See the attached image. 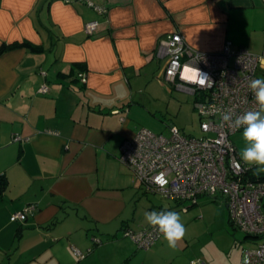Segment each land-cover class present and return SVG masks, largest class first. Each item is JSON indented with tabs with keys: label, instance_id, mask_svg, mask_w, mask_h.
<instances>
[{
	"label": "crops",
	"instance_id": "crops-1",
	"mask_svg": "<svg viewBox=\"0 0 264 264\" xmlns=\"http://www.w3.org/2000/svg\"><path fill=\"white\" fill-rule=\"evenodd\" d=\"M68 1L0 0V47L16 45L0 54V176L8 181L0 199V264H241L258 240L227 229L215 249L194 238L181 259L165 252L166 243L157 245L162 238L137 250L122 235L149 226L137 219L136 202L161 208L139 197L145 190L118 157L144 119L132 85L156 65L163 75L158 41L179 34L202 53H219L228 41L261 54L264 0H91L104 15ZM91 21L98 27L88 37ZM256 76L264 79V64ZM44 83L48 92L41 94ZM13 135L24 140L14 143ZM234 137L240 157L245 139ZM29 205L36 208L31 216L10 222ZM72 248L92 251L79 260Z\"/></svg>",
	"mask_w": 264,
	"mask_h": 264
},
{
	"label": "built area",
	"instance_id": "built-area-1",
	"mask_svg": "<svg viewBox=\"0 0 264 264\" xmlns=\"http://www.w3.org/2000/svg\"><path fill=\"white\" fill-rule=\"evenodd\" d=\"M78 1L99 15L106 14L104 7L94 5L91 0ZM97 27V22H88L84 33L91 37ZM154 54L157 60L166 61L163 81L192 96L202 135L189 137L175 126H170L165 135L140 129L122 142L120 164L146 193H158L179 204L189 202L191 206L201 197L223 202L230 225L258 240L254 248L244 251L241 264H264V176L256 175L253 167L241 160L231 142L232 135L244 130V126L237 128L234 121L249 111L261 110L250 85L259 79L256 70L264 52L256 55L244 48L235 49L227 41L219 53H202L188 47L179 34H174L159 40ZM196 68L212 82L202 84L198 72L193 75ZM40 75L45 78L46 72L40 71ZM78 80L86 84L84 74H78ZM47 92L44 83L39 93ZM225 113L230 116L228 122L222 119ZM23 140L19 135L11 138L14 143ZM35 209L33 205L26 206L9 220L22 223ZM161 212L168 211L157 213ZM122 235L137 250L145 251L164 237L151 225L139 231L125 228ZM93 242L99 244L100 240L95 238ZM72 251L79 260L90 253V250L82 253L75 248Z\"/></svg>",
	"mask_w": 264,
	"mask_h": 264
},
{
	"label": "rangeland",
	"instance_id": "rangeland-1",
	"mask_svg": "<svg viewBox=\"0 0 264 264\" xmlns=\"http://www.w3.org/2000/svg\"><path fill=\"white\" fill-rule=\"evenodd\" d=\"M160 64L162 66L163 62L161 61ZM158 70L156 65L154 71L150 72L147 78L143 73L141 78L135 81V85H132V91L135 92L133 100L143 102L141 106L144 119L142 122L137 121L136 131L147 129L153 133L165 135L170 126H175L186 136L200 138L202 135L199 128L200 123L193 109L192 96L177 91L166 84L162 77L158 76V72H160ZM243 131L236 134H242ZM234 138V135H232L231 139L233 140ZM139 197L143 198V200L146 197L149 200L155 199L156 202L153 205L156 208L159 207L161 208L160 210L179 214L180 221L185 228L183 237L177 241L174 248L168 246L164 237L157 244L166 243L165 252L176 256L178 259H181L184 253H188V249H185V247L194 238L199 239L204 247L217 248V239L222 234L220 232L221 229H227L231 234L236 235L237 238L243 239V232L237 229V231H234L227 222V210L221 201L211 202L207 197H201L197 200V204L191 206L189 202L179 204L158 193H142ZM136 203L137 219L147 224L146 214L154 210L148 209L146 207L147 204L145 206V201L141 200ZM182 207L188 208L181 210Z\"/></svg>",
	"mask_w": 264,
	"mask_h": 264
},
{
	"label": "clouds",
	"instance_id": "clouds-1",
	"mask_svg": "<svg viewBox=\"0 0 264 264\" xmlns=\"http://www.w3.org/2000/svg\"><path fill=\"white\" fill-rule=\"evenodd\" d=\"M264 64V57L260 58ZM198 72L201 83L212 82L206 75L200 73L196 68L193 75ZM250 88L254 91L257 102L261 106L260 111H249L238 117L234 124L237 128L244 126L243 136L245 147L243 148L240 158L248 166H255L257 173L264 172V79H255L252 81ZM223 121L228 122L230 116L225 113L222 116ZM147 223L155 226L163 233L169 247H175L184 233V225L180 221L178 213L175 212H150L146 214Z\"/></svg>",
	"mask_w": 264,
	"mask_h": 264
},
{
	"label": "trees",
	"instance_id": "trees-1",
	"mask_svg": "<svg viewBox=\"0 0 264 264\" xmlns=\"http://www.w3.org/2000/svg\"><path fill=\"white\" fill-rule=\"evenodd\" d=\"M85 5V4H84ZM20 46H23V47H25V48H27V49H29V50H31V51H33V52H38V51H41V49L39 48V47H36V46H33V45H30V44H27V43H22V44H20ZM14 47H16V45L15 44H13V45H3V46H1L0 47V54H2V53H4L5 51H7V50H9V49H12V48H14ZM82 85H85V84H82ZM241 131H243V130H241ZM240 132V131H239ZM238 133V132H237ZM236 134V133H235ZM234 134V135H235ZM254 178H258V177H254ZM7 188H8V181H7V179H6V177L4 176V175H1L0 176V199H2L3 198V196H4V194H5V192H6V190H7ZM211 202H215V201H211ZM193 206V205H192ZM169 212V211H168ZM229 220V219H228ZM230 224V223H229ZM124 230V229H123ZM254 239H256V238H254ZM98 244H96L95 242H94V246H97ZM92 251V249H90V252ZM143 251V250H142Z\"/></svg>",
	"mask_w": 264,
	"mask_h": 264
}]
</instances>
